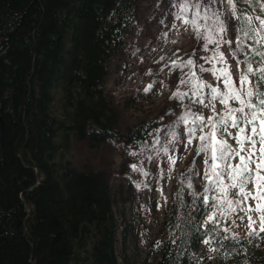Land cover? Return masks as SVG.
<instances>
[{"label": "trees", "instance_id": "trees-1", "mask_svg": "<svg viewBox=\"0 0 264 264\" xmlns=\"http://www.w3.org/2000/svg\"><path fill=\"white\" fill-rule=\"evenodd\" d=\"M137 12V0H0V264L127 262L116 250L109 175L72 151L77 142L98 147L145 133L142 125L120 130L105 89ZM180 190L165 211L167 237L151 249L157 264H192L193 254L202 264H264V248L245 239L238 255L208 259L206 229L188 223L192 197ZM192 215L202 220V209ZM174 225L190 233L184 245L182 232L170 242Z\"/></svg>", "mask_w": 264, "mask_h": 264}, {"label": "snow or ice", "instance_id": "snow-or-ice-1", "mask_svg": "<svg viewBox=\"0 0 264 264\" xmlns=\"http://www.w3.org/2000/svg\"><path fill=\"white\" fill-rule=\"evenodd\" d=\"M225 4L232 13L234 38H229ZM239 4L248 7L239 8ZM169 7L171 11L165 16L171 15L172 28L176 29L175 21H180L185 31L191 29L201 50L209 55L196 58L193 49L187 59L177 55L160 68L161 72L165 68L179 70L177 88L169 99L180 102L183 112L170 124L156 129L155 134H148L153 139L151 146L145 141L139 151L129 154L136 156L155 149L154 155L146 159L159 168L163 153L168 168L160 169L161 176L170 179L177 160L183 158L177 157V146L183 145L188 151L193 141L196 142V157L201 158L203 171L197 167L194 157L186 172L180 174L181 190L177 195L185 188L191 189L192 204L184 205L188 209L187 220L195 223L197 233L201 228L206 229L200 234L206 237L202 243L214 254L208 259H214L215 255L227 259L239 254L235 246L240 244V234L233 231L234 227L243 225L246 241L264 240L261 236L264 233V0H169ZM161 35L166 38L168 34ZM224 48L228 49L234 64L229 63L222 51ZM164 60L161 56L156 63ZM206 73L211 74L215 84L205 79ZM146 74L152 75L151 69ZM156 84L167 87L163 81L153 80L143 91L150 93ZM193 105L208 109L209 115L205 116L200 108L194 111ZM172 114L171 110L165 113ZM162 138L164 143H161ZM229 139L234 144H230ZM156 145L160 147L156 149ZM132 169L146 177L150 175L135 164ZM193 177L206 182L202 192L194 190ZM136 187L142 190L141 185ZM147 187L144 184V188ZM164 199L167 202V198ZM201 209L203 218L196 221L192 213ZM174 227L176 231L170 235V242L176 243L178 233L182 232L185 239L181 240V245H184L190 233L182 225ZM161 244L157 241L154 247L158 249ZM202 261V257L193 254L192 264H202Z\"/></svg>", "mask_w": 264, "mask_h": 264}, {"label": "rangeland", "instance_id": "rangeland-1", "mask_svg": "<svg viewBox=\"0 0 264 264\" xmlns=\"http://www.w3.org/2000/svg\"><path fill=\"white\" fill-rule=\"evenodd\" d=\"M137 7L139 9L138 14L131 27L127 29L129 34L126 45L109 69L105 89L112 97L120 113V130L126 132L129 127L142 125V131L145 130V133L132 142L106 141L98 147L88 146L84 144L85 142H77L72 151V158L76 162H87L108 173L114 211L120 227L116 250L119 256L122 253L126 254L127 262L125 264H157L159 260L157 254H152L151 249L155 248L154 245L157 241L163 243L167 237L163 225L165 210L171 202L172 193L181 187L180 180L182 177L180 174L186 172L192 164L193 158L196 157V142L193 141V146L188 151H185L183 145L177 146L176 155L178 158H183L177 160L175 170L170 174V179L168 176H161L160 169L168 168L167 158L163 153H161L159 168L155 162L146 159L148 155H154L155 149L152 151L145 150L144 153L136 156L129 154L130 151H139L145 141L151 146L153 139L148 134H155L156 129L170 124L183 112L180 102L169 99L177 88L181 75L179 70L165 68L166 70L164 69L163 72L160 71L162 64L166 63L168 58L171 60L177 58V55H174L175 49L169 50L167 46L169 39L180 31H184L180 28L182 24L180 23L176 29L172 26L171 28L166 27L167 22L172 21L171 15L165 16V13L171 11L169 0H137ZM224 9L225 19L230 29L229 38H233L231 31L232 13L226 4ZM161 20L164 22L161 23ZM162 33H167V37H162ZM185 34L189 36L183 37V39H187V45L180 57L187 59L193 49L196 50V58L209 55V53L201 50V44L196 41L191 29L185 31ZM160 38L163 40L158 42ZM158 46L160 48L157 49ZM222 51H224L229 63L234 64L228 49L224 48ZM161 56L166 59L162 61L161 65H158L156 61H159ZM200 63L204 62L200 61ZM205 67H209V65H205ZM150 69L152 75H147L146 73ZM167 70L171 72L166 78L167 84L165 80L163 81L167 87L156 84L153 90L146 94L143 89L153 80L159 81ZM205 79L209 83H216L211 74L206 73ZM181 90L185 89L181 88ZM184 103L187 104L188 101L185 100ZM197 108H200L205 116L209 115L208 109L193 105L194 111ZM220 108L221 106L217 104V109L220 110ZM169 110L174 114L165 115ZM162 116L164 117L163 120H161ZM145 135H147L146 139ZM161 143H164L163 138ZM229 143L234 144V141L229 139ZM155 147L158 149L160 145ZM133 164L137 167H143L150 175L146 177L140 172L133 171ZM196 165L202 172L201 158L196 157ZM193 183L194 190L202 192L206 182L200 177H193ZM137 184L141 185L142 190L137 189ZM144 184H147L148 187L144 188ZM161 189L163 197L161 196ZM164 197L167 198V202H165ZM121 213H123L124 220ZM253 216H255L254 213ZM121 225L127 226L125 240L122 236ZM223 226L226 227L227 224ZM233 231L240 234V239H245L243 225L234 227ZM228 234L230 235V233ZM261 236L264 237V233H261ZM250 241L264 248V240L251 239Z\"/></svg>", "mask_w": 264, "mask_h": 264}, {"label": "bare ground", "instance_id": "bare-ground-1", "mask_svg": "<svg viewBox=\"0 0 264 264\" xmlns=\"http://www.w3.org/2000/svg\"><path fill=\"white\" fill-rule=\"evenodd\" d=\"M175 23L177 24V26L180 24V21H175ZM173 24V19L172 21L170 22H167L166 24V27L167 28H171ZM181 27V30H184V26L180 25ZM191 32V31H190ZM168 33V32H167ZM186 36H189V35H186L185 34V30L184 31H180L179 33L175 34L171 39H169V44L167 46V48L170 50V49H175V51L177 49H179V52L176 53V55L178 56H181L182 55V52H183V49L186 47L187 43H186V40L187 39H183V37ZM163 40V38H160L158 42H161ZM172 41H176V43H172ZM150 47V46H149ZM144 48V47H143ZM160 48L159 46L157 47V49ZM174 51V50H173ZM159 55V54H158ZM166 59V58H165ZM169 62V58L167 59L166 63H163L162 64V61H160L159 63H157L158 65H164V64H167ZM151 65V64H150ZM166 70V69H165ZM171 72L169 70H167V72L165 74H163V76L159 79V81H166V84H167V76L170 75ZM158 78V77H157ZM138 81V80H137Z\"/></svg>", "mask_w": 264, "mask_h": 264}]
</instances>
